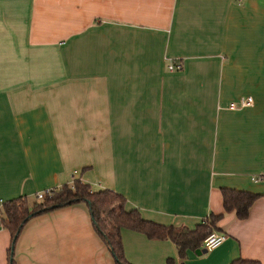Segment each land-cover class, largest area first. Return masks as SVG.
<instances>
[{
	"label": "crops",
	"instance_id": "1",
	"mask_svg": "<svg viewBox=\"0 0 264 264\" xmlns=\"http://www.w3.org/2000/svg\"><path fill=\"white\" fill-rule=\"evenodd\" d=\"M262 171L264 0H0V207L80 178L157 224L224 214L223 244L184 260L122 228L131 264H264ZM224 188L259 195L246 219ZM11 242L0 226V264ZM14 260L117 264L84 202L32 216Z\"/></svg>",
	"mask_w": 264,
	"mask_h": 264
},
{
	"label": "trees",
	"instance_id": "2",
	"mask_svg": "<svg viewBox=\"0 0 264 264\" xmlns=\"http://www.w3.org/2000/svg\"><path fill=\"white\" fill-rule=\"evenodd\" d=\"M226 213H235L237 218L246 219L258 194L224 188L222 190ZM84 202L91 211L93 222L110 247L117 264H131L124 256L121 243V229L128 228L146 234L151 239H171L177 246L179 257L184 260L189 251L199 252L203 240L213 231H221L219 222L224 214H210L194 229L173 225H161L143 218L138 209H126V198L111 189L93 191L82 179L53 188V194L33 203L27 198L4 202L0 207V226L10 231L12 236L9 250V264H15L14 246L25 223L34 215L63 207L69 204ZM223 233V232H222ZM172 261L171 259L169 260ZM231 264H263L256 260L238 258Z\"/></svg>",
	"mask_w": 264,
	"mask_h": 264
},
{
	"label": "built area",
	"instance_id": "3",
	"mask_svg": "<svg viewBox=\"0 0 264 264\" xmlns=\"http://www.w3.org/2000/svg\"><path fill=\"white\" fill-rule=\"evenodd\" d=\"M182 64H170V70H180L182 69ZM254 103V98L252 96H247L243 98L240 102H232L230 104L231 109H237L242 107L251 106ZM255 182H263L264 181V171L260 172L259 174L253 176L252 178ZM53 194V189L43 190L38 192L35 197L38 200L44 199L46 196H51ZM4 203V202H3ZM2 203V204H3ZM1 204V206H2ZM225 234L219 231H213L203 240L202 248L206 249L207 251H211L219 247L225 241Z\"/></svg>",
	"mask_w": 264,
	"mask_h": 264
},
{
	"label": "water",
	"instance_id": "4",
	"mask_svg": "<svg viewBox=\"0 0 264 264\" xmlns=\"http://www.w3.org/2000/svg\"><path fill=\"white\" fill-rule=\"evenodd\" d=\"M202 252H207L206 249H202L201 251H199L198 253H202Z\"/></svg>",
	"mask_w": 264,
	"mask_h": 264
}]
</instances>
